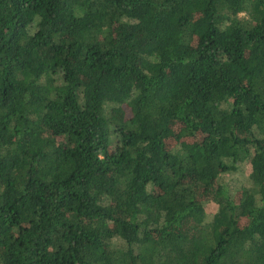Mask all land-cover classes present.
<instances>
[{
    "label": "trees",
    "instance_id": "1",
    "mask_svg": "<svg viewBox=\"0 0 264 264\" xmlns=\"http://www.w3.org/2000/svg\"><path fill=\"white\" fill-rule=\"evenodd\" d=\"M0 264H264V0H0Z\"/></svg>",
    "mask_w": 264,
    "mask_h": 264
},
{
    "label": "rangeland",
    "instance_id": "2",
    "mask_svg": "<svg viewBox=\"0 0 264 264\" xmlns=\"http://www.w3.org/2000/svg\"><path fill=\"white\" fill-rule=\"evenodd\" d=\"M249 172V166L246 163H241L236 171L225 173L220 175V181H222L227 187L229 192H233L242 184H246V178ZM205 210V220L208 221L212 212L215 209V204L211 200H207L203 203ZM117 242H114L116 244Z\"/></svg>",
    "mask_w": 264,
    "mask_h": 264
}]
</instances>
